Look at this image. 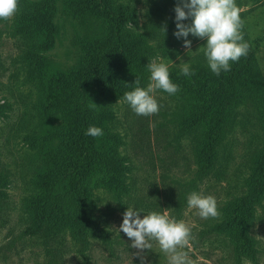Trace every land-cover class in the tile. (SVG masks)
<instances>
[{
  "label": "rangeland",
  "instance_id": "1",
  "mask_svg": "<svg viewBox=\"0 0 264 264\" xmlns=\"http://www.w3.org/2000/svg\"><path fill=\"white\" fill-rule=\"evenodd\" d=\"M18 2L19 10L12 19H0V166L9 172L11 180L6 196L0 199V264H142L141 256L143 264H167L155 242L151 250L136 255L138 250L130 247L131 240L118 230L127 207L144 210L141 218L147 211L156 210L184 220L194 237L189 253L193 264H264V193L249 225L251 244L241 247L235 235L217 230L227 205L248 192L249 180L264 151V93L249 87L241 89L239 101L230 111L226 138L218 149L214 168L198 180L195 149L203 135L198 131L181 136L177 116L191 105V100H178L158 90V114L137 116L128 104L118 102L120 99L95 83L88 93V104L105 130L110 164H125L132 169L128 180L131 195L121 204L106 186L95 191L98 210L94 214L97 224L105 230L99 238L90 234L84 242L73 225L59 229L49 242L41 235L30 234L36 214L28 210L27 198L38 195L33 178L46 162L49 164V156L59 152L60 140L54 132L57 134L66 124L60 110L47 107L53 89L48 67L74 68L86 54L82 41L88 35L97 36L99 22L87 23L88 27L92 25L89 29L82 27L69 0ZM109 2L116 11L121 7L135 10L137 20L127 38L145 41L140 49H131L138 63L123 62V78H138L146 87L150 76L147 64L151 60L166 63L169 72H181L180 65L185 62L191 69L198 63L209 68L199 50L206 40L189 34V50L183 46L184 39L174 35L177 0ZM236 4L244 21V39L250 44L247 56L253 67L259 68L264 83V0H236ZM37 9L45 16V11L54 10L49 21L55 25L56 34L52 44L39 52L43 61L32 75L35 37L29 31L17 33L16 29H25L20 24L24 12L33 15ZM92 102L98 106L92 107ZM193 191L216 198L219 218L202 219L197 210L188 207L187 197ZM180 200H184L181 206Z\"/></svg>",
  "mask_w": 264,
  "mask_h": 264
},
{
  "label": "trees",
  "instance_id": "2",
  "mask_svg": "<svg viewBox=\"0 0 264 264\" xmlns=\"http://www.w3.org/2000/svg\"><path fill=\"white\" fill-rule=\"evenodd\" d=\"M69 3L75 8L82 27L89 29L92 25L88 27L87 23L97 20L99 32L96 37L88 35L82 41L86 54L74 68L62 70L60 67H48L53 89L48 96L47 107L51 111L60 110L66 124L58 129L57 134L54 132L60 140L59 152L51 154L49 164L46 162L45 168L33 178L38 195L27 198L28 210L32 209L36 214L29 232L31 235H41L48 242L53 241L58 230L67 225L75 226L84 242L90 234L101 237L105 230L97 224L94 214L98 210V200L97 205L94 200L98 199L95 191L100 186H106L120 203L132 192L128 182L132 169L125 164H110L107 136L88 104V93L95 83L120 100L125 92L133 90L135 80L123 78L121 66L129 60L138 63L130 54L131 49H140L145 42L143 39L131 41L127 38L137 20L135 10L121 7L116 11L109 0H69ZM45 13L46 16L39 9L33 15L24 12L20 24L25 29H16L17 33L29 31L35 37L32 75L43 61L39 52L43 46L52 44L56 34L55 25L52 20L49 21L54 17V10ZM241 62L240 66L236 62V66H232L227 74L222 71L219 76L202 63L192 68L195 73L192 76L169 72L172 82L179 86V91L170 96L192 101L190 106L177 114L181 136L198 131L203 135L195 149L199 165L198 180L207 177L215 166L218 149L226 138L230 111L239 101L241 89L249 87L256 93H264L259 68L256 70L253 67L249 56ZM210 83L217 86L214 88ZM237 87L242 88L238 90ZM262 99L264 101V94ZM93 125L102 128L103 136L86 135L88 127ZM9 177V172L0 166V199L6 196V190L10 187ZM263 193L264 151L249 180L248 192L227 205L224 221L217 226V230L235 235L241 247L251 244L249 225L255 218V205L261 203Z\"/></svg>",
  "mask_w": 264,
  "mask_h": 264
},
{
  "label": "clouds",
  "instance_id": "3",
  "mask_svg": "<svg viewBox=\"0 0 264 264\" xmlns=\"http://www.w3.org/2000/svg\"><path fill=\"white\" fill-rule=\"evenodd\" d=\"M19 10L18 0H0V19L10 20ZM177 39H184V47L191 49L189 34L206 40L199 48L206 58L211 71L219 76L221 72L231 70V63L238 62L249 53L250 44L244 39V21L236 0H177L174 8ZM190 21V23H184ZM166 32V27L163 28ZM150 72L146 87L140 85L136 78L134 88L123 94L122 102L130 106L137 116H153L158 114L160 105L155 96L158 90L174 95L179 86L170 79L169 67L164 62L151 60L147 64ZM185 76L194 75L190 65L185 62L180 65ZM121 102V100H118ZM92 107L98 106L92 102ZM100 127L89 126L86 135L103 136ZM188 207L197 210L202 219L219 218L217 200L213 195H205L193 191L187 197ZM134 210L127 207L123 213V222L119 226L130 240V247L137 249L136 255L144 250H151L155 242L166 256L167 264H193L190 258L191 241L194 239L192 229L184 220H177L167 211ZM143 264V256H141Z\"/></svg>",
  "mask_w": 264,
  "mask_h": 264
}]
</instances>
